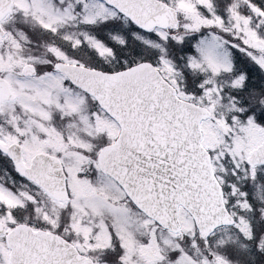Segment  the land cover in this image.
I'll use <instances>...</instances> for the list:
<instances>
[{
    "label": "snow or ice",
    "instance_id": "obj_1",
    "mask_svg": "<svg viewBox=\"0 0 264 264\" xmlns=\"http://www.w3.org/2000/svg\"><path fill=\"white\" fill-rule=\"evenodd\" d=\"M0 264H264V0H0Z\"/></svg>",
    "mask_w": 264,
    "mask_h": 264
}]
</instances>
